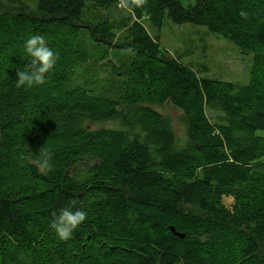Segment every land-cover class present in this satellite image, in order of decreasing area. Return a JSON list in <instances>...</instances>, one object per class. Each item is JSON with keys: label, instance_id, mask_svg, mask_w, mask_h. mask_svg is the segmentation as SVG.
Returning <instances> with one entry per match:
<instances>
[{"label": "trees", "instance_id": "obj_1", "mask_svg": "<svg viewBox=\"0 0 264 264\" xmlns=\"http://www.w3.org/2000/svg\"><path fill=\"white\" fill-rule=\"evenodd\" d=\"M126 2L117 16L120 0H0V264H264V0ZM91 6L107 17H89ZM165 15L252 55L248 83L165 58L143 24L160 29ZM31 35L58 58L44 84L17 87ZM83 38L131 55L117 98L76 84ZM167 103L182 112L183 147L152 108ZM106 121L118 128L88 125ZM45 152L52 168L41 173ZM73 205L87 219L61 240L50 222Z\"/></svg>", "mask_w": 264, "mask_h": 264}, {"label": "rangeland", "instance_id": "obj_2", "mask_svg": "<svg viewBox=\"0 0 264 264\" xmlns=\"http://www.w3.org/2000/svg\"><path fill=\"white\" fill-rule=\"evenodd\" d=\"M22 2L27 9L35 8L36 0H22ZM179 2L183 7H188L194 3V0H179ZM6 5L8 8H16V5ZM118 9L121 11H117V16L127 15L128 11L120 4ZM95 15L107 17L103 10L93 9L91 6L88 16L94 17ZM143 24L152 36H158L161 48L166 51L165 58L178 61L198 76L241 85L248 83L252 68V55H243L235 45L218 39L206 28L191 24L177 25L171 22L166 15L160 29L153 27L147 20H143ZM115 34L117 44L127 37L126 31L118 28ZM82 41L87 57L75 72L76 84L92 90L94 95L117 98L121 93L119 83L125 78L131 66V55L117 49L104 50L102 47H96L86 38ZM113 68H117L122 77L115 76ZM152 108L170 118L176 138L175 144L183 147L186 144L187 135L186 126L182 121V112L170 103L152 106ZM220 116L219 112H207V117L212 123H215ZM88 125L91 130L118 128L117 123L113 121ZM257 135L264 139V132H257ZM223 202L228 205L232 203V200L224 198Z\"/></svg>", "mask_w": 264, "mask_h": 264}, {"label": "clouds", "instance_id": "obj_3", "mask_svg": "<svg viewBox=\"0 0 264 264\" xmlns=\"http://www.w3.org/2000/svg\"><path fill=\"white\" fill-rule=\"evenodd\" d=\"M139 5L143 0H134ZM120 6L129 8L126 0H120ZM26 55L30 58V63L24 70L15 72L16 86L31 87L33 85H42L45 83V74L51 70L57 60V54L47 46L43 35H31L23 44ZM52 154L45 152L39 162V171L47 173L51 170ZM66 207L61 209L54 219L50 222V228L61 240L71 238L73 231L87 219V212L80 208Z\"/></svg>", "mask_w": 264, "mask_h": 264}, {"label": "water", "instance_id": "obj_4", "mask_svg": "<svg viewBox=\"0 0 264 264\" xmlns=\"http://www.w3.org/2000/svg\"><path fill=\"white\" fill-rule=\"evenodd\" d=\"M169 230L174 236H176V237H178L180 239H183L185 237L184 234L177 232L173 226H169Z\"/></svg>", "mask_w": 264, "mask_h": 264}]
</instances>
